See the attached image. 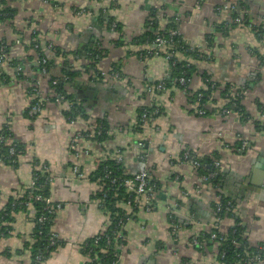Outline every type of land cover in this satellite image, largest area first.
Here are the masks:
<instances>
[{"label":"crops","instance_id":"crops-1","mask_svg":"<svg viewBox=\"0 0 264 264\" xmlns=\"http://www.w3.org/2000/svg\"><path fill=\"white\" fill-rule=\"evenodd\" d=\"M5 1L14 14L11 20H0V44L9 47L10 60L26 64L21 79L4 66L11 82L0 84V131L7 125L8 142L22 147L14 165L0 162V264H31L33 207L5 218L3 214L16 193L27 190L35 171L47 174L50 200L62 205L51 227L60 245L42 264H87L85 244L113 224L97 197L98 163L118 157L127 173L146 169L158 189L152 211L119 206L130 216H125V244L117 252V264H212L211 251L201 253L190 240L211 223L218 195L234 202L220 231L239 226L248 245L264 256V129L253 123L264 125V30L258 36L244 25L226 29V13L216 8L229 0H202L198 8V0ZM236 4L250 20L261 19L264 24V0H236ZM102 15L119 31H108L106 21L98 24ZM176 18L181 40L203 60L176 54L193 67L189 83L181 87L174 80L165 92L140 95L141 90L172 79L169 54L163 55L166 47L144 59L145 51L152 50L140 42L144 28L162 31ZM33 33L59 51L55 54L46 46L50 71L45 78L31 68L37 65L36 52L28 49ZM94 57L99 58L95 65ZM114 65H120L119 78L93 81L94 73H106ZM68 67L78 71L72 80L63 71ZM49 78L61 81L73 100L64 104L51 100L29 117L32 99L27 93L32 83H38L40 96H51ZM207 80L213 81L216 91L211 94L213 102L204 104L209 114L198 116L191 98L206 89ZM229 86L243 90L240 105L245 119L226 109L229 100L220 94ZM77 102L85 118L72 124L65 111ZM153 108L161 115L142 122V110ZM225 109L229 113L220 115ZM101 128L105 140L96 142L94 132ZM77 133L83 137L72 152L70 141ZM242 141L247 144L244 150ZM185 152L218 160L222 187L202 182L197 170L181 161ZM170 212L181 225L178 233L170 231Z\"/></svg>","mask_w":264,"mask_h":264},{"label":"built area","instance_id":"built-area-1","mask_svg":"<svg viewBox=\"0 0 264 264\" xmlns=\"http://www.w3.org/2000/svg\"><path fill=\"white\" fill-rule=\"evenodd\" d=\"M43 3L48 4L51 0H41ZM98 1V0H97ZM230 2L222 7H217L216 11L220 12L223 11L226 13V18L224 20V27L229 28L231 26H236V25H244L248 29L252 30L254 33H258L260 31L264 30V24L261 19L258 20H250L247 17V12L245 10L239 9L236 0H229ZM202 0H198L196 4V8L199 7L200 3ZM178 21V19H175ZM116 24L111 23L110 24V31L115 32L116 29ZM167 34L164 33H158L154 32L152 30L151 26H147L144 28V42L143 44L146 46H151L152 50H146L145 51V57L144 59L147 60L148 58H151L153 56H157L159 53V49L167 46H175V47H180L182 45V40L180 39V34L178 30H169L166 32ZM146 34H148L146 36ZM153 34V39L151 40L150 36ZM53 46L48 44L47 48L50 49ZM37 49V46L34 47V50ZM189 50H193V48H189ZM173 53H170L167 59L169 60V57L172 56ZM207 59H209V56H207ZM25 62H18L16 61V64L12 63V60H10L7 56L6 52V47L4 45L0 46V84H8L11 81H8L7 77L4 75V66H9L14 70L15 77L16 75L23 73ZM36 64L40 66V71L39 73L41 74L42 77H47L48 70H47V59L41 58V60H37ZM175 62H173V65ZM120 65H114L112 66L108 72H96L93 75V81L97 82H102L104 83L107 81L109 78H119L120 71H119ZM96 70V69H94ZM177 83L179 86L183 87L186 83V80L183 76H181L178 80ZM58 84V80L54 79L51 82L52 86H56ZM31 89L28 91L29 97L32 99V103L29 106L27 110V115L29 117H34L36 114H38L41 110L42 107L48 103L49 101L54 99L55 103L58 104H64L66 103V99H64V96L62 94H56L53 91V95L51 96H40L39 92L37 90L38 83L34 82L31 85ZM215 84H211V88H214ZM167 89L164 86L162 82H158L156 85H153L152 87L146 88L144 90H141L140 95L147 94L150 92H157V93H162L165 92ZM138 93V94H139ZM243 90L241 88H238L236 86H229L226 97L229 101H239L242 97ZM203 98V95L197 94L196 99L193 103L192 106H194V112L198 116H203L205 114V109H204V104L201 103V99ZM71 106H69L68 110L65 111L67 116V120L69 123H75L76 115H72L70 112ZM157 109L154 110V113H157ZM229 113L228 110H223L220 112V115H227ZM264 116V115H263ZM140 119L142 122H147L149 120V114L148 112H143L140 116ZM6 131H8V126L6 125L4 127ZM100 130V129H99ZM99 134V131H97V135ZM83 137L82 133H77L75 134L71 141L69 148L72 152L76 151V146H77V141L79 138ZM9 136H4L3 134L0 136V162L3 163V160L5 158H10L16 154V147L13 145V143L8 142ZM246 142L242 141L241 142V150H244L246 147ZM6 147L7 148V155H3L2 153V148ZM140 146H138L139 148ZM7 156V157H5ZM117 162H121L122 158L118 157L115 159ZM184 164L187 166L191 167L193 170H196L200 164L199 162L191 156L188 152H185L183 155V158L181 160ZM99 164V163H98ZM212 168L215 170L219 171L220 170V164L218 160L212 159ZM45 171V169H44ZM73 172L76 173L77 170L76 168L73 169ZM43 173V172H42ZM111 172L108 170L105 171L104 175L102 177H99L97 180L98 182L101 183L100 188L98 189V193H102L104 196L105 192L103 191V181L108 179L110 176ZM128 178H125L122 181L123 187L126 188V190L133 195L132 200H128L125 205L130 207L132 204L134 207L137 208H143L147 212L152 211L154 208L152 204V197L155 192H152V189L154 188L153 186L150 187L149 185V179H148V171L144 168L140 169L136 174H130ZM216 172L210 173L208 175L200 176V180L204 183H209V181L215 177ZM39 175L34 174L33 177L31 178V181L28 185V188L25 192H18L13 198V202L11 207L14 208L16 206H24L25 208H32L35 203L41 204L42 209H41V214L37 218V224L38 225H43L47 219L53 218L55 214L62 208L61 204L54 203L50 200V197H44L42 193H40V190L43 188L44 184L47 181V184L50 183V178L48 177L47 180H45L44 184L38 183ZM115 182L114 179L110 180V183L113 184ZM26 195V196H24ZM178 204V203H177ZM175 208H178V205L174 206ZM234 209V202L226 199L222 195H218L216 197L215 202L213 203L212 209H211V218L212 221L207 226V229L205 232H201L198 236L193 237L190 240V245L194 248H196L198 251L201 253L211 251V254L214 257V260L212 264H261L264 263V256L262 253H259L258 251L256 253H249L247 252V247H245V244L243 246H240L239 244V236L237 235V228L232 227L230 230L227 232H222L220 231V223L222 219L224 218L225 215L230 216L233 213ZM168 221L170 224V231L172 233H178L181 230V225L177 223V218L176 215L172 214L170 212V215L168 216ZM123 226L124 223L122 220H118L116 227L114 230L109 234L104 237L105 244L106 245H111L113 244L114 241H118L119 244L123 243L125 241V236H124V231H123ZM39 234H42L41 231H39ZM203 234H208V237L206 240H199V238ZM242 240H244L243 235L241 234ZM58 241H60L57 236L55 235L54 232L51 230V234L47 236V244L43 247L42 252H38L35 254L34 259H33V264H42L44 262V252L47 251L50 248H53L57 245ZM100 238L96 237L94 239V243L89 247V245L84 246V253L86 256L89 258V262L87 264H92L93 263V255H96V252L93 251L92 249L94 248H99V242ZM231 244L232 245V257L234 258L233 263H227L226 262V255H227V249L222 248L220 251H218L219 246L221 244ZM45 250V251H44ZM103 251V250H100ZM114 261H112L111 264H117L119 255L114 254Z\"/></svg>","mask_w":264,"mask_h":264},{"label":"trees","instance_id":"trees-1","mask_svg":"<svg viewBox=\"0 0 264 264\" xmlns=\"http://www.w3.org/2000/svg\"><path fill=\"white\" fill-rule=\"evenodd\" d=\"M0 5H1V9H0V20L5 21V20H11L13 18V14L14 11L11 10L10 8L7 7L6 1L5 0H0ZM240 8V6H238ZM107 22V17L105 15L100 16L99 19H97V23L98 24H102L104 22ZM110 21V20H108ZM112 22H107L106 26H107V30H110V24ZM154 29H156L157 24H154V22H152ZM150 25V24H149ZM117 26V24H116ZM233 27V26H231ZM229 27V28H231ZM178 30L177 29V21L176 20H172L168 23V25L166 26L165 30L162 31H158V33H164L167 34L166 32H168L169 30ZM228 29V28H226ZM115 31H119L118 28L116 27ZM155 32V31H154ZM258 36H262L263 35V31H260L258 33ZM145 34H143L141 36L140 42H144V36ZM148 34H146L147 36ZM153 34H151L150 38L151 40L153 39ZM181 39V37H180ZM48 44L47 43H42L41 39H37V35L35 33L32 34V40L28 46V49H34L35 46H37V49L34 50L37 54V60H41V58H45L47 59V70L48 73L50 71V62L49 59L47 58V56L45 55V48ZM1 46V44H0ZM6 47V52L7 49L9 50V47H7V45H4ZM190 47L186 46L184 44V42H182V45H180V47H175V46H167L165 49V53L163 55L166 54H170L173 53L172 56L169 57V64L171 65V69H172V79L168 82V81H164V86L166 87V89H168V87L170 86V84L175 80V85H178L177 80L183 76L186 80V83L184 86H186L189 81L191 80V76L194 73V70L192 69L193 67L191 66V64H189L187 62V60L181 61L177 58L176 54H184L186 57H192L198 60H203L201 59V57L198 55V53L195 50H189ZM51 51H54L55 54H58L59 51L56 49H54V47L52 48ZM62 54L64 55V52H62ZM71 54H77L80 55V52H73ZM69 54V55H71ZM161 55V54H160ZM81 56V55H80ZM28 61H32V58L29 57L27 58ZM99 59V58H98ZM98 59L96 57H94L92 59L93 64H97ZM17 60H12V63H14V65L16 64ZM18 62H24V61H18ZM173 62H175V64L173 65ZM92 64V65H93ZM93 65V66H94ZM32 70L37 73L40 71V66L33 64V66L31 67ZM64 74L68 75L69 80H72L73 77H76L78 75V71H69V67L63 70ZM23 73H20L18 75H16L17 79H21L23 78ZM53 78H49V84L50 87L54 90V93L56 94H62L64 96V99L66 100H73L71 98V96L66 95V92L63 89V84L61 81L58 82V84L56 86H52L51 82H52ZM211 82L210 80L205 81V85H206V89L202 90L201 92H196L194 94V97L191 98L193 103L196 99L197 94H202L203 98L201 99V103L202 104H206V102H208L209 100L212 101V93L215 90L214 88H211ZM183 86V87H184ZM228 87H226L225 91L221 92V96L222 98H227L226 97V93H227ZM242 98V97H241ZM214 100V99H213ZM241 100V99H240ZM240 100L237 102L235 101H229L228 104H226V109L233 110L236 114L239 115V117L242 118H246L247 115L242 107V105H240ZM52 101H54V99H52ZM213 102V101H212ZM156 110V109H155ZM72 115H76V117H81V118H85V116L83 115V109L81 107L80 102H77V104L71 106V110H70ZM157 113H154V108L153 109H144L142 110L143 112H148L149 114V120L158 117L159 115H161V110H157ZM209 112L206 110L205 111V115H208ZM255 124L256 129L260 130V129H264V125L260 124L259 122H253ZM97 131H99V134L97 135ZM4 136H10L9 132L6 131L5 128H3L0 131V136L1 135ZM94 140L96 142H102L103 140H105V133H104V128H101L100 130H96L94 132ZM13 145L16 147V154L10 158H5L3 160L4 164H10V165H14L16 162V158L17 156L21 153L22 151V147L18 144L13 143ZM241 146V143L239 144ZM2 153L3 155H7V148L3 147L2 148ZM191 156H193L200 164V166L196 169L198 174L200 176H204V175H208L210 173L216 172L215 177H213L209 183L211 184L212 187L214 188H221L223 185V177L222 174H220L219 171L215 170L214 168H212V159L213 158H209V157H197L196 155H194L191 152H188ZM7 157V156H5ZM183 158V154L181 153L180 155V159ZM109 171L111 172L110 176L108 179L103 181V191L105 192L104 196L102 195V193H98L97 197L100 198V200H102L103 206L104 208L109 212L111 218L113 219V224L111 226V228H109V230L107 232H105V234L103 235H99L96 237L100 238L99 243V248H96V250L93 248L92 250L96 252V255H93V263L92 264H96V263H101V264H111L112 261H114V254H117V252L119 251V248H121L122 246H124L125 241L123 243H120L118 241H114L113 244L111 245H106L105 244V240L104 237L106 235H109L114 228L117 225L118 220H122V222L124 223L126 221V217L125 216H130V214H127L125 210L119 208L120 205H125L126 202L128 200H132L133 195L130 194L125 187H123L122 185V181L125 178H128L130 175H128V173L124 170L123 168V162H117L115 159L111 160H104L103 162H100L98 164V174H97V179L99 177H102L105 173V171ZM34 174H38L39 175V179H38V183H42L44 184L45 180H47L48 176L46 173H42L41 171H35L33 173ZM114 179L115 182L113 184L110 183V180ZM49 184L46 183L44 184L43 188L40 190V193L43 194L44 197H49L48 193H47V187ZM149 185L150 187H154L152 189V192H155L158 189L157 183L156 181H150L149 179ZM26 196V195H24ZM13 202V198L10 200L8 206L6 207V210L3 214V218L9 216L11 213L13 212H19V211H24L27 210V208H25L24 206H16L14 208L11 207ZM131 209L136 210L138 209L137 207H134L133 204L130 206ZM33 209H34V230H33V237H34V245H33V249H32V254H31V264H33V259L35 254H37L38 252H42L43 251V247L47 244L46 240H47V236H49L51 234V227L53 225V218H49L46 220V222L43 225H38L37 224V218L40 216L41 209L42 206L41 204L35 203L33 205ZM133 212V211H132ZM237 228V235L239 236V244L240 246H243L245 244V247H247V252L249 253H256L257 249L251 247L248 245V243L245 240H242L241 237V229L239 226H234ZM39 231H41L42 234H39ZM95 237V238H96ZM208 237V234H203L199 240H206V238ZM88 241L85 245H89V247L94 243V239ZM60 245V241H58L57 245L53 248L48 249L47 251H45L44 254V261L47 258L49 252L51 250H53L54 248H56L57 246ZM222 248L227 249V255H226V262L227 263H233L234 258L232 257V245L231 244H221V246H219L218 251H220ZM103 250V251H100Z\"/></svg>","mask_w":264,"mask_h":264},{"label":"water","instance_id":"water-1","mask_svg":"<svg viewBox=\"0 0 264 264\" xmlns=\"http://www.w3.org/2000/svg\"><path fill=\"white\" fill-rule=\"evenodd\" d=\"M144 148L147 149L148 148V144H145ZM250 189H252V188H247V191H252Z\"/></svg>","mask_w":264,"mask_h":264}]
</instances>
